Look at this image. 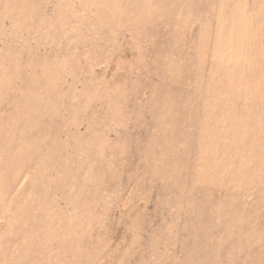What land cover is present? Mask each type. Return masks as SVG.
I'll return each instance as SVG.
<instances>
[{
    "label": "rangeland",
    "instance_id": "1",
    "mask_svg": "<svg viewBox=\"0 0 264 264\" xmlns=\"http://www.w3.org/2000/svg\"><path fill=\"white\" fill-rule=\"evenodd\" d=\"M0 264H264V0H0Z\"/></svg>",
    "mask_w": 264,
    "mask_h": 264
}]
</instances>
